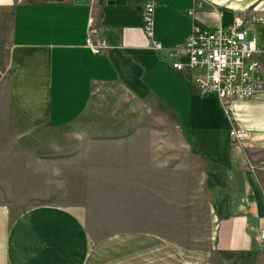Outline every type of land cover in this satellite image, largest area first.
I'll return each mask as SVG.
<instances>
[{"label": "crops", "instance_id": "obj_1", "mask_svg": "<svg viewBox=\"0 0 264 264\" xmlns=\"http://www.w3.org/2000/svg\"><path fill=\"white\" fill-rule=\"evenodd\" d=\"M4 1L13 2L6 91L16 116L36 129H65L107 86L172 113L208 165L204 184L216 261H203L201 252H187L148 230L93 240L83 213L69 207L41 204L14 213L0 202V264H264V241L257 239L264 232L263 185L251 154L230 138L236 124L247 131L244 144H264V88L228 102L233 122L214 94L199 93L172 67L174 52L168 51L193 26L226 28L236 19L249 39L264 46V0ZM148 2L156 6L153 35L163 52L152 48L143 28ZM89 36L108 47L95 54ZM257 76L264 83V61Z\"/></svg>", "mask_w": 264, "mask_h": 264}, {"label": "rangeland", "instance_id": "obj_2", "mask_svg": "<svg viewBox=\"0 0 264 264\" xmlns=\"http://www.w3.org/2000/svg\"><path fill=\"white\" fill-rule=\"evenodd\" d=\"M4 3L0 0V202L14 213L41 204L69 207L83 213L93 240L148 230L187 252H201L203 261H216L204 184L208 165L172 113L107 86L95 91L85 115L65 129H36L16 116L6 91L13 2ZM241 148L251 154L264 189V144Z\"/></svg>", "mask_w": 264, "mask_h": 264}, {"label": "built area", "instance_id": "obj_3", "mask_svg": "<svg viewBox=\"0 0 264 264\" xmlns=\"http://www.w3.org/2000/svg\"><path fill=\"white\" fill-rule=\"evenodd\" d=\"M155 10L153 2L145 4L142 10L143 28L152 48L163 52L162 44L154 40L153 35ZM241 24L236 19L232 26L226 28L193 26L183 43L168 50L170 53L174 52L172 67L187 76L199 93L214 94L233 122L236 120L228 102L249 99L264 88L263 81L257 76L261 62L264 61V46L258 45L255 39H249ZM87 44L95 54L102 53L108 47L104 39L93 42L90 36ZM230 138L232 145L240 146L244 144L248 134L235 124ZM257 239L264 241L263 231Z\"/></svg>", "mask_w": 264, "mask_h": 264}, {"label": "water", "instance_id": "obj_4", "mask_svg": "<svg viewBox=\"0 0 264 264\" xmlns=\"http://www.w3.org/2000/svg\"><path fill=\"white\" fill-rule=\"evenodd\" d=\"M76 3H82V4H86L89 2V0H74ZM109 3H115L117 5H123L125 4L126 0H108Z\"/></svg>", "mask_w": 264, "mask_h": 264}]
</instances>
